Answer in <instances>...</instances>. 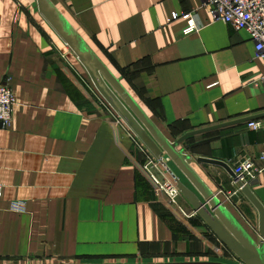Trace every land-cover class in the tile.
Segmentation results:
<instances>
[{"label": "crops", "instance_id": "obj_1", "mask_svg": "<svg viewBox=\"0 0 264 264\" xmlns=\"http://www.w3.org/2000/svg\"><path fill=\"white\" fill-rule=\"evenodd\" d=\"M53 1L171 141L264 115V59L250 33L216 19L205 0ZM175 13H192L197 28L186 34L188 20ZM6 81L16 105L11 126H0V264H240L199 214L185 215L158 192L145 169L152 155L99 98L37 0H0V83ZM247 124L191 136L179 148L260 242L259 211L231 173L199 161L223 160L234 169L253 159L260 172L250 188L264 206V127Z\"/></svg>", "mask_w": 264, "mask_h": 264}, {"label": "water", "instance_id": "obj_2", "mask_svg": "<svg viewBox=\"0 0 264 264\" xmlns=\"http://www.w3.org/2000/svg\"><path fill=\"white\" fill-rule=\"evenodd\" d=\"M41 15L54 29L58 36L77 55L79 61L87 70L92 83L113 110L125 122L129 129L140 140L149 153L162 163L170 172L182 195L204 219L221 241L237 256L243 264H264V240L258 242L239 221L233 212L224 204L218 195L207 185L194 169L190 160L192 156L179 148L191 136L209 132L239 122H248L262 116L215 125L185 133L176 141H171L147 114L140 103L124 86L121 79L108 67L77 28L65 16L53 0H37ZM0 126L2 124L0 123ZM167 157L175 163L184 176L186 183L171 168L165 160ZM199 161L220 165L227 169L241 191L255 205L260 215L259 231L264 237V206L248 185L238 180L230 165L223 160L200 157ZM6 264H227L217 261H183V262H139V263H6Z\"/></svg>", "mask_w": 264, "mask_h": 264}, {"label": "built area", "instance_id": "obj_3", "mask_svg": "<svg viewBox=\"0 0 264 264\" xmlns=\"http://www.w3.org/2000/svg\"><path fill=\"white\" fill-rule=\"evenodd\" d=\"M205 5L216 19L222 20L236 30L243 29L248 31L255 42L257 56L264 59V0H205ZM180 17L187 19L189 22L185 29L186 34L197 28L192 13L182 15L175 13L173 15L174 19H179ZM97 94L101 96L98 91ZM99 98L103 99L102 96ZM15 105L16 99L9 81L0 83V123L2 126H11ZM247 125L252 130H259L264 127V120H250ZM165 160L169 161L168 158ZM145 169L157 184L158 192L166 193L170 201L177 205L185 215L190 217L198 215L196 210L186 212L181 206L179 199L183 195L177 186V182L162 163L151 156L147 159ZM233 171L239 181L244 185L250 186L260 169L253 159H247L237 165ZM239 190L241 191V187H239ZM23 205V203L16 204V210H22L24 208ZM240 264L243 263L240 262Z\"/></svg>", "mask_w": 264, "mask_h": 264}]
</instances>
